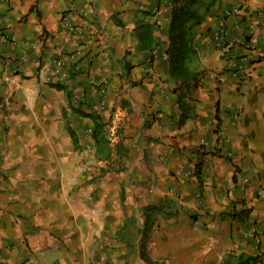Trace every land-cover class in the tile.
I'll return each mask as SVG.
<instances>
[{"label": "crops", "instance_id": "crops-1", "mask_svg": "<svg viewBox=\"0 0 264 264\" xmlns=\"http://www.w3.org/2000/svg\"><path fill=\"white\" fill-rule=\"evenodd\" d=\"M173 1L0 0V264H264V0H199L182 123Z\"/></svg>", "mask_w": 264, "mask_h": 264}, {"label": "trees", "instance_id": "trees-1", "mask_svg": "<svg viewBox=\"0 0 264 264\" xmlns=\"http://www.w3.org/2000/svg\"><path fill=\"white\" fill-rule=\"evenodd\" d=\"M171 12L170 37L171 44L168 50L169 56V74L176 84L175 92H179L178 105L181 110L180 123L188 117L189 106L187 104L186 95L198 88L201 84V78L204 71H197L191 68L192 62L198 60V52L193 45L195 37V29L204 19V15L200 13L203 8L199 0H174ZM209 6H205L208 12ZM62 88L61 86L59 87ZM77 114L92 119L94 127L92 130V139L95 144L106 143L105 141V125L99 123L98 117L91 114L75 111ZM73 137V135H72ZM108 142V141H107ZM114 155H108V168L102 170V174L108 171L122 172L125 170L124 164L128 160V149L120 141L113 145ZM154 207L145 208V228H149L150 212ZM249 211L241 209L235 213L234 218L244 222L248 218ZM146 230H144L145 232ZM141 259L147 264H157L150 260L145 253L140 251ZM259 256L245 257H229L223 264H257Z\"/></svg>", "mask_w": 264, "mask_h": 264}, {"label": "rangeland", "instance_id": "rangeland-1", "mask_svg": "<svg viewBox=\"0 0 264 264\" xmlns=\"http://www.w3.org/2000/svg\"><path fill=\"white\" fill-rule=\"evenodd\" d=\"M197 64H198V62H196V61L192 62L191 68L194 69V70H198L199 67H197ZM115 136H116V131L112 130V127L108 126V124H107V127H105V134H104L106 143H104V144L112 143L113 140L115 139ZM105 167L107 169L108 165H105Z\"/></svg>", "mask_w": 264, "mask_h": 264}, {"label": "built area", "instance_id": "built-area-1", "mask_svg": "<svg viewBox=\"0 0 264 264\" xmlns=\"http://www.w3.org/2000/svg\"><path fill=\"white\" fill-rule=\"evenodd\" d=\"M220 35L225 37L226 36V32L223 30V28L220 29ZM253 35V30H252V27L249 29V32H248V37L251 38ZM232 66L234 67V64H232ZM239 114V112H237L235 114V117H237V115Z\"/></svg>", "mask_w": 264, "mask_h": 264}]
</instances>
